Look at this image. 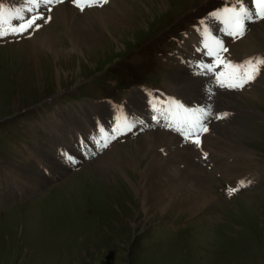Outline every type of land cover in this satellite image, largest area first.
Masks as SVG:
<instances>
[{
  "label": "rangeland",
  "instance_id": "374dc122",
  "mask_svg": "<svg viewBox=\"0 0 264 264\" xmlns=\"http://www.w3.org/2000/svg\"><path fill=\"white\" fill-rule=\"evenodd\" d=\"M11 1L0 3L23 8L26 16L41 15L27 1ZM221 1L225 0H124L130 6L125 25L113 27L112 33L97 27L100 37L94 48H83L58 64L46 51L42 57L31 54L24 41L41 26L56 24L51 10L36 21L39 28L0 39V264H264V169L258 168L264 167V73L242 91L220 87L212 76L217 85L213 98L225 91L246 94L244 106L256 115L236 120L238 115L215 101L195 110L197 117L200 109L211 113L202 115L210 130L212 123L238 127V143L248 147L254 163L240 173L256 171L260 178L241 187L239 175L228 178L218 172L210 186L215 199L194 214L189 206L165 209L151 198L144 206L130 191L113 195L100 175H92L96 166L89 162L105 150L99 132L90 134L93 120L81 130L83 140L75 130L82 129L79 121L84 120L71 117L91 112L94 104H101L104 113L106 107L127 101L122 115L116 114L122 120L136 105L129 102L133 91L141 104L147 92L176 91L166 87L171 74L168 57L176 47L186 48V35L207 25L204 15ZM133 25L142 26L135 30ZM255 40L264 45L261 35ZM190 50L199 54L190 57V64L203 57L210 60L206 52ZM250 57L254 55L245 60ZM190 72L200 74L196 69ZM224 113L226 118H217ZM158 114L150 109L136 122L130 139L123 134L114 139H136L139 132L155 126L153 116ZM208 157L203 158L205 168L215 171ZM229 188L239 191L229 194ZM250 192L254 194L248 197Z\"/></svg>",
  "mask_w": 264,
  "mask_h": 264
},
{
  "label": "bare ground",
  "instance_id": "6f19581e",
  "mask_svg": "<svg viewBox=\"0 0 264 264\" xmlns=\"http://www.w3.org/2000/svg\"><path fill=\"white\" fill-rule=\"evenodd\" d=\"M13 1L15 4L18 2V0H12L11 2ZM70 2L71 0H65L64 3L41 5L37 9L41 15L46 14L51 9L50 15L56 17L58 23L56 22L57 25L51 23L45 24L41 26L42 28L33 37L24 40L25 46L31 54L42 57L46 51V54L54 56L55 59H52L58 64L62 58L70 59L73 55L79 54L83 48L90 50L94 46V43H98L97 40L100 36L96 35L97 27L108 33H112L113 27H119L121 24L125 25L127 23L126 16L130 13L129 3L124 2V0H113L106 8L94 6V8H86L84 11H80L72 2L74 7L71 6ZM29 6L33 7L30 4ZM257 22L249 25L248 34L244 38H236L232 43L229 42L230 47L228 48V52L223 54L225 57L233 60L238 59L241 55L248 57L249 55L264 54V51L261 54L258 53L264 50V45L261 41L255 40L256 35H261L264 38V22ZM133 26L137 30L142 25L139 27ZM204 27L208 29L209 40H211V37H215L224 44L223 37L226 33L223 30V26H215L210 17L207 25L193 28L192 33L186 35V48L182 46L176 47V51L168 57L171 74L169 80L166 81V87L170 86L176 91L165 92L168 93V97L172 100L180 99L181 102L186 103L181 104L182 108L176 110L175 106L173 107V105L168 103L169 98L166 103L162 104L161 109L154 108L153 106L158 105L160 99L155 97L158 96L157 94L152 95L150 92H147L143 96L141 104L140 101L137 102V92L133 91L129 102L136 103V105L133 110L130 107L128 108L129 116H125L122 120L116 118V114L122 115L127 101H124L119 107L114 106L113 108L112 105V108L106 107L104 113L101 111L103 107L101 104H94V107L97 106L96 109H100V113H96L95 108L92 107L91 112L83 111L78 113V116L75 114L77 117L71 116L73 119L84 120L79 121L82 129L78 128L75 130L77 133L79 132L78 134L81 135L83 140H85V137L82 135L83 132L81 130L86 129V126H89L93 120V123L89 127L91 129L90 134L97 135L99 132V136H97L98 140H103L104 145L105 143L107 144L102 154L93 157L94 159L89 163L96 166L94 168L97 173L92 175H100L113 195L122 196L127 191H130L135 193L138 200L139 198L142 199L144 206L147 205L146 203L151 198L154 199L156 204L163 206L165 209L174 207L175 205H180L183 209L189 206L190 212L194 214L195 211L215 199L210 186L217 180L218 172L221 173L220 175L228 178L239 175V180L244 181L246 184L249 181H257L260 178L256 171L250 172L251 174L248 173L249 175L247 176L240 173L251 169L250 167L254 163L252 162V154L247 149L248 147H242L238 143L239 138H236L238 127L234 130L231 129V125L229 124L219 125L218 123H212L211 130L207 126L208 131L200 133L199 139L201 143L199 146L190 140H185L183 134L180 137L176 133L174 134L167 130V128L177 129L185 119L191 120L193 118L191 113L197 107L200 105L203 106V109L210 107L209 105L214 101L215 104L217 102L222 105L224 104L227 109L232 110L233 115H238L236 120L242 121L248 117V114L252 115L248 108L246 109L244 106L248 98L245 96L246 94L225 91L218 93V98H213L212 90H215L217 87L214 78L209 75L191 74L190 70H203L199 67L200 63L208 65L209 62V59L205 57L191 64L187 62L190 57L196 59L198 58L196 55H199L195 51H191L190 48H197L198 52L199 50L206 52L203 47L205 34L202 29ZM188 65L190 66V70L186 67ZM261 84L263 85V81ZM258 86L250 90H254ZM150 109L153 113H163L164 115L174 113L171 121L173 127L162 126L161 123L155 121L159 118L154 115V122L150 121L155 126L147 128L144 130L145 132L138 131L140 134L136 139L124 143L119 141V139H114L115 136L119 138L121 134L129 136L128 138L130 139L136 122L141 121ZM184 109H188L189 112L186 113ZM86 115L91 119L87 118ZM253 115L256 114L253 113ZM93 116L94 118H92ZM229 116L231 119L233 118L230 113ZM61 120L64 123H68L67 118H61ZM203 123L205 124L204 121ZM235 124L238 123L235 122ZM242 124H245V122H241L240 125ZM128 125H131L130 129ZM181 140L184 141L181 142ZM179 142L181 143L179 144ZM67 147L66 150H69L70 148L68 149ZM155 148H157V151L159 148H162L163 152L159 150L157 153ZM69 151L72 152L71 150ZM205 153L209 155V163L213 165L212 168H216L215 171L205 168L206 165L203 161ZM193 155L197 158L196 161L191 160ZM178 163H183L185 168H181V165ZM258 168L264 169V167L260 166ZM247 194L249 197L254 193L250 192V194Z\"/></svg>",
  "mask_w": 264,
  "mask_h": 264
},
{
  "label": "snow or ice",
  "instance_id": "6c2138e0",
  "mask_svg": "<svg viewBox=\"0 0 264 264\" xmlns=\"http://www.w3.org/2000/svg\"><path fill=\"white\" fill-rule=\"evenodd\" d=\"M65 0H27V3L39 8L41 5L64 3ZM80 11L94 6L102 7L109 3V0H71ZM33 8H27V12H32ZM51 10V9H49ZM214 20H218L223 25L224 32L233 37H243L248 29V25L257 21H264V0H250L246 3L245 0H229L226 6L219 10H214L211 14ZM42 15L26 16L23 8H11L0 3V39L14 35L19 36L28 32L34 26L39 28L40 25L36 23L37 20H42ZM50 19V18H49ZM202 31L205 34L204 49L206 55L213 57V63L208 65H200L204 73H213L216 76L217 84L220 87H226L231 90H243L247 85L254 82L258 76L264 73V56L250 57L249 59L236 63L225 57L223 54L228 52L223 42L215 37L209 40L207 27ZM220 67L219 72L216 68ZM164 103V102H160ZM169 104L182 108L178 102L169 98ZM158 110V109H157ZM187 113L188 109H184ZM203 115H211L210 112H205L203 109L198 110ZM192 119H185L181 125L177 127L185 140H190L195 145L199 146L201 141L199 135L202 132H207V126L203 121L196 116L195 112L191 113ZM228 116L224 113L218 116V119H223ZM167 126L173 127L172 123ZM129 129L131 125H128ZM198 129V131H197ZM105 147L107 144L105 143ZM207 158V153L204 154ZM72 159V157H68ZM250 183V181L248 182ZM241 187L246 186L244 181L240 182ZM239 191L238 188H229V194Z\"/></svg>",
  "mask_w": 264,
  "mask_h": 264
}]
</instances>
